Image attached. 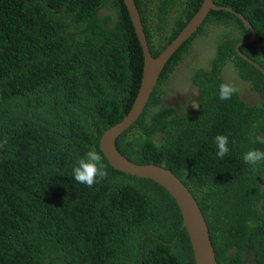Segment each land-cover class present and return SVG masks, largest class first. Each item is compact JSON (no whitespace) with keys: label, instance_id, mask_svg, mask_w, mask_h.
<instances>
[{"label":"trees","instance_id":"1","mask_svg":"<svg viewBox=\"0 0 264 264\" xmlns=\"http://www.w3.org/2000/svg\"><path fill=\"white\" fill-rule=\"evenodd\" d=\"M213 1L249 21L254 36L238 49L264 68V0ZM134 2L156 55L201 0ZM247 34L235 13L209 9L164 63L140 114L115 138L128 159L161 164L187 185L216 264H264V162L253 167L242 158L251 148L264 150L249 139L264 128V77L234 49ZM194 43L209 49L205 66H193ZM186 55L200 94L193 116L172 114L161 101ZM223 65L229 78L219 74ZM141 68L122 0H0V264H194L171 195L148 177L114 168L97 144L129 108ZM224 81L249 87L255 100L247 102L241 89L220 100ZM217 134L229 139L223 159L216 156ZM89 148L109 172L91 188L72 177Z\"/></svg>","mask_w":264,"mask_h":264},{"label":"water","instance_id":"2","mask_svg":"<svg viewBox=\"0 0 264 264\" xmlns=\"http://www.w3.org/2000/svg\"><path fill=\"white\" fill-rule=\"evenodd\" d=\"M122 1L126 7L141 48V75L137 91L129 108L117 121L102 130L98 138V146L104 153L108 163L114 168L129 174L148 177L162 185L179 208L181 226L186 230L194 264H216L206 221L197 200L187 185L174 172L161 164L154 162H134L128 159L117 149L115 138L140 114L164 63L173 51L197 28L209 9L231 11L241 19L243 25L248 30V34L236 41L234 49L238 55L259 68L264 77V68L238 49L241 43L253 38V28L243 14L231 6L217 4L213 0H201L198 8L191 14L175 36L156 55H151L134 0ZM261 135L264 136V128L261 131Z\"/></svg>","mask_w":264,"mask_h":264},{"label":"clouds","instance_id":"3","mask_svg":"<svg viewBox=\"0 0 264 264\" xmlns=\"http://www.w3.org/2000/svg\"><path fill=\"white\" fill-rule=\"evenodd\" d=\"M238 86L239 88L230 81L221 82L218 86L219 99L222 101L230 100L233 95L237 94L240 91L239 89H245L244 86ZM247 88L250 89L249 87ZM193 94L197 93L194 92ZM192 106L194 108L199 107V105L196 103H192ZM253 128H255V125H253ZM249 139L252 140L253 143L264 145V136H262L261 133H253L249 136ZM214 141L217 149L216 156L220 159H223L226 155L229 154V139L224 134H217L214 138ZM156 147H159V145L157 144ZM242 158L246 164L255 167L261 162H264V150L258 148H251L243 153ZM108 176L109 172L102 159V156L94 148H89V150L86 151L85 154L77 160L75 166L72 169V177L74 178V180L80 184L85 185L88 188H91L94 184L99 183L100 181L106 179ZM260 178V182L262 183L261 185H263L264 171H262Z\"/></svg>","mask_w":264,"mask_h":264},{"label":"flooded vegetation","instance_id":"4","mask_svg":"<svg viewBox=\"0 0 264 264\" xmlns=\"http://www.w3.org/2000/svg\"><path fill=\"white\" fill-rule=\"evenodd\" d=\"M205 44V43H204ZM198 52L195 55V59L197 63H195L193 66L196 65H206V61L209 56V49H200L198 48ZM184 60V57L175 65V67L171 70L172 75H177L178 78L171 80L172 83L171 90H168L164 95L161 97L162 103H165L166 106L171 107V113L172 114H186V115H196L199 112V107L194 108L192 106V103L200 104V94L198 92V87L197 84L194 82L191 75V68L187 66L186 62L191 60L190 58H187L184 63H182ZM182 63L183 69L181 72H176V69L179 68L180 64ZM193 62L191 61V64ZM184 64V65H183ZM225 69V70H224ZM220 76L223 77H230V70L229 68L225 65L221 68V71L219 72ZM187 80L183 85V87H180V84L182 81ZM192 80V82H191ZM246 88V87H245ZM242 89L241 96L247 101V102H252L253 98L255 96V92L252 90L253 93L244 91ZM197 94H193V93ZM254 264L253 259L252 263Z\"/></svg>","mask_w":264,"mask_h":264},{"label":"rangeland","instance_id":"5","mask_svg":"<svg viewBox=\"0 0 264 264\" xmlns=\"http://www.w3.org/2000/svg\"><path fill=\"white\" fill-rule=\"evenodd\" d=\"M198 48H197V46H196V44L194 43L193 44V48L189 51L190 53H194V54H196L197 52H198ZM189 56H191V55H186V56H184V60H183V62L189 57ZM182 62V63H183ZM182 69H183V66L182 67H179L178 69H176V72H183L182 71ZM242 88V87H241ZM244 91H247V92H250V93H253L250 89H248V88H245L244 89ZM243 91V92H244ZM253 99H255V96L254 97H252Z\"/></svg>","mask_w":264,"mask_h":264}]
</instances>
